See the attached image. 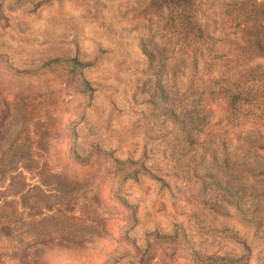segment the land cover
Returning a JSON list of instances; mask_svg holds the SVG:
<instances>
[{"label":"rangeland","instance_id":"rangeland-1","mask_svg":"<svg viewBox=\"0 0 264 264\" xmlns=\"http://www.w3.org/2000/svg\"><path fill=\"white\" fill-rule=\"evenodd\" d=\"M199 1L205 41L189 0H0V264H264V111L218 84L264 60Z\"/></svg>","mask_w":264,"mask_h":264},{"label":"trees","instance_id":"trees-1","mask_svg":"<svg viewBox=\"0 0 264 264\" xmlns=\"http://www.w3.org/2000/svg\"><path fill=\"white\" fill-rule=\"evenodd\" d=\"M190 1V11H180L177 26L184 32H194L201 40L212 37L209 31V24H202L200 15L204 12V8L199 9L194 6L197 0ZM227 9L230 18L228 21L238 31L236 37V50L242 62H250L256 58L264 60V0H222ZM204 0L199 1V5H203ZM202 41V43H204ZM207 42V41H206ZM205 44V43H204ZM72 62L73 67L81 68L89 65V63L80 61L76 58L68 59ZM67 60V61H68ZM12 66L6 68L10 70ZM14 68V67H13ZM13 74H19L14 68ZM247 82L250 85H244ZM80 83L86 89H90L88 81L84 77H80ZM220 88L227 98V121L228 126L238 125L245 120L244 115L249 113L263 114L264 111V63L255 65H240L237 72L232 76H225L218 82ZM254 90V91H253ZM245 109H251L245 110ZM245 110V111H244ZM258 111V112H257ZM260 136V135H259ZM256 134H251V129L235 130L237 140L246 141L247 143L255 142L259 138ZM225 147L226 142L222 140ZM208 148V146H206ZM227 160V156H224ZM244 166H250L251 162L243 163ZM193 259L198 263L204 264H247L245 261L239 262V257L222 256V255H202L198 252L192 253Z\"/></svg>","mask_w":264,"mask_h":264}]
</instances>
